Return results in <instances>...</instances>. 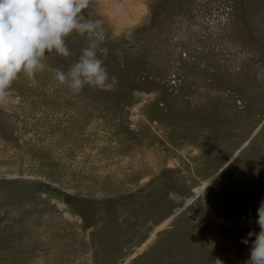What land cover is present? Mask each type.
Listing matches in <instances>:
<instances>
[{"label":"rangeland","instance_id":"obj_1","mask_svg":"<svg viewBox=\"0 0 264 264\" xmlns=\"http://www.w3.org/2000/svg\"><path fill=\"white\" fill-rule=\"evenodd\" d=\"M85 15L103 21L105 89L55 79L87 44L73 33L70 57L46 53L0 104V264H247L264 0H90Z\"/></svg>","mask_w":264,"mask_h":264},{"label":"clouds","instance_id":"obj_2","mask_svg":"<svg viewBox=\"0 0 264 264\" xmlns=\"http://www.w3.org/2000/svg\"><path fill=\"white\" fill-rule=\"evenodd\" d=\"M89 6L90 0H0V104L8 101L9 89L21 74L34 82L36 74L45 70L46 53L70 57L66 41L73 33L86 36L87 44L68 71L55 70V79L73 93L86 85L105 89L109 73L104 59L109 50L101 45L106 34L102 20L86 18ZM256 223L260 231L247 264H264V201ZM242 242L247 244L248 239Z\"/></svg>","mask_w":264,"mask_h":264},{"label":"bare ground","instance_id":"obj_3","mask_svg":"<svg viewBox=\"0 0 264 264\" xmlns=\"http://www.w3.org/2000/svg\"><path fill=\"white\" fill-rule=\"evenodd\" d=\"M194 198H195V197H194ZM190 200H193V199L191 198ZM190 200H189V202H190Z\"/></svg>","mask_w":264,"mask_h":264}]
</instances>
